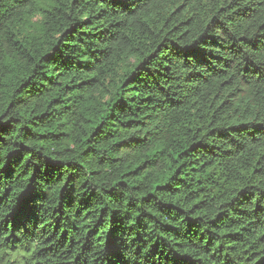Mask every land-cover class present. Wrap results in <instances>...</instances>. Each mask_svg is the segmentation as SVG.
<instances>
[{
	"label": "trees",
	"instance_id": "1",
	"mask_svg": "<svg viewBox=\"0 0 264 264\" xmlns=\"http://www.w3.org/2000/svg\"><path fill=\"white\" fill-rule=\"evenodd\" d=\"M0 264H264V0H0Z\"/></svg>",
	"mask_w": 264,
	"mask_h": 264
}]
</instances>
